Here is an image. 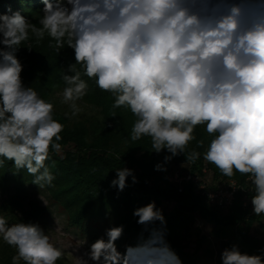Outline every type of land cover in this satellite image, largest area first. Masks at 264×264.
Here are the masks:
<instances>
[{
  "label": "clouds",
  "instance_id": "9594fccd",
  "mask_svg": "<svg viewBox=\"0 0 264 264\" xmlns=\"http://www.w3.org/2000/svg\"><path fill=\"white\" fill-rule=\"evenodd\" d=\"M40 2L39 26L20 11L0 13V164L11 162L14 175L26 172L39 189L55 180L47 161L63 152L65 124L54 118V103L25 83L18 55L33 51L21 47L25 42L40 44L47 37L58 54L72 51L57 93L66 118L83 113L80 102L94 81L113 98V110L126 109L135 118L129 139L147 138L149 154H164L155 171L166 172L181 155L188 169L202 159L233 192L247 194L254 217H264V0ZM201 126L210 137L206 148L195 135ZM193 141L196 148L189 150ZM113 171L110 187L118 192L129 187V178L139 183L134 169ZM237 174L247 188L237 186ZM214 199L210 192L208 200ZM15 215L12 222L0 214V242L14 250L10 264H62L70 255L50 229ZM132 215L142 226L140 242L120 252L125 226L110 224L73 250L75 264H183L155 201ZM220 264H264V247L249 253L232 243L220 252Z\"/></svg>",
  "mask_w": 264,
  "mask_h": 264
},
{
  "label": "trees",
  "instance_id": "16d2710c",
  "mask_svg": "<svg viewBox=\"0 0 264 264\" xmlns=\"http://www.w3.org/2000/svg\"><path fill=\"white\" fill-rule=\"evenodd\" d=\"M42 7L40 0H25L23 3L21 0H0V13L20 11L22 15L30 17L40 14L39 9ZM50 42L47 37L40 44H36L34 38L30 39L21 47H31L33 51L29 53L27 49H21L18 55L21 61L25 59L32 66L33 88L42 98L51 101L50 92L54 87L49 85L46 76H50V79L61 78L62 67L72 58L70 49L58 54L54 48L49 47ZM88 83L89 93L85 99L97 108L99 116L81 122L60 114L54 115L55 119L65 124L61 133L63 152L59 155L50 154L47 165L55 180L52 186L40 189L65 213L72 227L89 232L94 228L100 230L104 226L109 227L110 224H123L124 235L117 241V247L120 252H124L127 245H135L141 238L142 226L136 223L133 210L155 201L167 221V240L183 264H200V251L213 257L215 264H220V252L232 243H238L242 251L249 253L264 247V239L255 238L251 234V228L264 217L247 218L239 200L229 212L218 211L199 198L189 186L182 194H178L166 181L165 175L173 167L183 164L185 158L182 155L174 158L166 165V172L155 171V164L163 161L164 154H149L147 151H151V145L147 138L132 142L129 132L135 118L130 111L123 108L113 110L110 94L97 88L94 81ZM195 135L198 140L204 139L206 148L210 137L202 126L196 129ZM193 148H196V141L191 143L189 150ZM205 148L198 151L203 153ZM123 165L135 170L139 183L132 185L129 178V187L118 192L110 187V181L115 177L113 170ZM204 166L210 171L213 181L227 180L202 159L191 165L190 171L199 173ZM15 171L11 162L0 164V196L6 198L9 210L13 209L16 199L27 198L29 189L38 188L32 184V176L26 172L14 175ZM235 179L238 182L245 180L238 174ZM168 205H172L170 211L166 209ZM197 218L211 227L210 233L218 249H210L207 237L194 227ZM153 227H159V222ZM191 235L195 238L193 252L189 251L185 243ZM143 236L147 238L148 233L144 232ZM10 252L7 245L0 251L1 264H10L14 254L9 255Z\"/></svg>",
  "mask_w": 264,
  "mask_h": 264
},
{
  "label": "rangeland",
  "instance_id": "374dc122",
  "mask_svg": "<svg viewBox=\"0 0 264 264\" xmlns=\"http://www.w3.org/2000/svg\"><path fill=\"white\" fill-rule=\"evenodd\" d=\"M29 18L33 23H37L40 18V14L37 13L36 15H32ZM37 26H39L38 23ZM70 57L72 58V51H70ZM22 62L24 64V71L22 74L24 81L26 84L31 83V86L33 87L34 79L32 66L25 59L24 61L22 60ZM46 79L50 81L49 85L54 87L50 92V97L51 101L55 105V114L64 116V113L67 111V106L60 103L61 97L57 95V93H59L64 87L63 81L61 78L55 79L52 77L50 79V76H46ZM87 102L88 101L85 98L82 102H80L84 111L79 117L72 118L71 120L75 119L82 122L99 116L97 108H94ZM15 201L16 203L13 206V209L9 210L6 204V198L0 196V206L3 207L0 208V214L6 215L9 217L10 221L15 222L17 220L15 213H21L22 218L25 221L38 222L42 227L45 228V230L50 229V234L53 237V240L60 246H63L66 250V253L70 254L66 256L65 260L63 261L64 264H75V253L73 250L84 244L85 237H87L88 242L91 243L98 237L102 236L104 234L105 228H107V226H104V228L100 230L98 228H94L89 232H82L80 229L72 227L68 223L65 213L53 201L50 200L47 193L38 188L29 189L26 199H16ZM166 209L167 211H170L172 209V205H168ZM197 225L200 226L198 227ZM194 227H196L201 232V234L207 237V245L210 249H218L215 239L211 236V233L208 230L209 228L211 229L210 226L197 218L194 222ZM194 239L195 238L191 235L185 240V243H187L188 249L191 252L194 251ZM4 246H6V244L0 242V251L4 249ZM11 251L12 252H10L9 255L14 253L13 249H11ZM81 251H83V249H81ZM202 252L203 251H200L198 254L200 264L216 263L213 257L206 256L202 254Z\"/></svg>",
  "mask_w": 264,
  "mask_h": 264
},
{
  "label": "built area",
  "instance_id": "2783aa9c",
  "mask_svg": "<svg viewBox=\"0 0 264 264\" xmlns=\"http://www.w3.org/2000/svg\"><path fill=\"white\" fill-rule=\"evenodd\" d=\"M179 164L171 169L165 175L166 181L174 187L178 194H182L186 187H191L194 193L204 200L209 206L221 212H229L237 200L240 201L242 209L246 212L247 218L254 217L251 213V206L247 204V194L243 191H235L224 182L227 180L213 181L210 171L204 166L199 173H193L189 169L182 167ZM237 186L247 188L246 180L242 182L237 181ZM213 193L215 199L208 200V194ZM264 222L261 219L259 223ZM256 223V224H259ZM255 224V225H256ZM251 234L255 238L264 239V223L253 226Z\"/></svg>",
  "mask_w": 264,
  "mask_h": 264
}]
</instances>
